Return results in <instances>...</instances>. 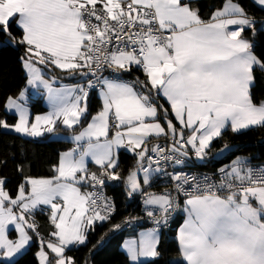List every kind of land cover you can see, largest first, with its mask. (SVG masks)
<instances>
[{"label":"snow or ice","instance_id":"obj_1","mask_svg":"<svg viewBox=\"0 0 264 264\" xmlns=\"http://www.w3.org/2000/svg\"><path fill=\"white\" fill-rule=\"evenodd\" d=\"M253 2L264 10V0ZM257 25L238 0H222L207 18L196 0H0V35L23 48L27 86L42 88L49 105L31 117L22 89L4 102L18 119H0V129L31 138L60 126L74 132L73 147L58 155L50 176H24L14 196L0 176V264L30 245V232L39 241L38 264H76L66 250L85 245L98 222L111 220L115 203L103 188L121 180L129 197L141 195L152 224L125 241L131 264L161 257L162 233L178 211L179 259L171 264H264V164L236 156L213 175L185 170L192 156L205 161L225 131L264 128V99L253 95L264 79V53L255 50V37L264 33ZM52 68L81 82L55 87L57 77L45 78ZM133 68L143 80L124 79ZM92 91L101 107L90 116ZM161 137L167 147L149 146ZM120 149L135 154L126 177L119 171ZM230 151L225 143L217 156ZM89 160L97 171H90ZM158 179L171 188L145 191ZM40 206L50 210L47 238L33 218ZM120 228L114 224L110 231ZM13 231L16 239L9 238Z\"/></svg>","mask_w":264,"mask_h":264},{"label":"trees","instance_id":"obj_2","mask_svg":"<svg viewBox=\"0 0 264 264\" xmlns=\"http://www.w3.org/2000/svg\"><path fill=\"white\" fill-rule=\"evenodd\" d=\"M238 2L248 11L249 15L258 21V32L264 33L262 24L264 21V10L256 5L253 0H238ZM200 8L201 15L204 18L210 12L221 5L222 0H196ZM12 32L19 36L20 31L13 26ZM247 38L252 39L251 33H245ZM7 37L0 35V42L3 44L0 47V119H6L10 124L16 120L15 115H10L4 110V102L8 96H16L23 88L26 76L22 67L20 56L23 55V48L5 44ZM256 51L264 53V34L255 37ZM45 77H57L59 81L66 83L81 82L76 78H67L66 72L59 71L55 68L51 70L45 69ZM128 77H139L144 79L141 71L133 68L130 73L125 74ZM259 75V74H258ZM253 95L257 102L264 98V79H258ZM31 109L34 114L41 113L47 110L43 104V97L40 94L36 99L29 100ZM160 103L168 108L169 105L163 100ZM99 98L96 91L90 92L89 98V114L93 115L95 109L99 107ZM89 116V119H90ZM171 117V116H170ZM77 127L75 132H79L86 125ZM57 132L64 134H74L72 130H68L63 126L58 127ZM167 142L163 137L152 139L150 145L155 142ZM225 143L233 146L232 151L220 158H215L218 148ZM72 146L71 142H65L51 138L50 134H45L44 137L31 138L24 135H19L4 129H0V176L7 180V190L14 196L17 191V186L22 182L24 176L46 177L50 176L51 167L57 163L58 155ZM244 155L252 158V163L264 164V128H253L241 134H234L231 131H225L223 137L213 141L212 150L208 154L205 163H193L191 167L198 170L217 171L223 165L231 162L236 156ZM119 171L122 176H127L128 172L135 168V155L125 150H119ZM18 166H22L23 172L18 171ZM90 171L98 170L96 165H89ZM107 193L111 194L116 203V211L110 221L97 223L94 230L88 232V241L85 245L73 246L66 250V254L72 256L76 264H131L127 254L120 248L123 240L139 228L125 229L123 221L127 217H137L142 213L141 195L135 194L129 197L126 194V188L123 180L112 181L106 185ZM164 190V186L160 183H152L145 191L160 193ZM34 221L38 226L39 232L45 238L48 233L53 230L49 223V213L46 208H38L34 213ZM178 218V217H177ZM175 218L173 224L168 229L164 230L161 236L160 249L162 252L158 260H149L145 264H171V260L178 257V245L175 237L176 226L178 219ZM121 224V228L115 231H110L112 225ZM33 241L28 249L12 262L6 264H38L36 253L39 249V244L35 233ZM103 237V242L101 238ZM95 246V247H94Z\"/></svg>","mask_w":264,"mask_h":264},{"label":"crops","instance_id":"obj_3","mask_svg":"<svg viewBox=\"0 0 264 264\" xmlns=\"http://www.w3.org/2000/svg\"><path fill=\"white\" fill-rule=\"evenodd\" d=\"M256 4V3H255ZM257 5V4H256ZM260 7V6H259ZM262 29H263V31H264V24H262ZM3 45V44H2ZM57 70H59V69H57ZM59 71H61V70H59ZM63 72V71H62ZM24 74H25V76H26V73H25V70H24ZM45 78H47V77H45ZM76 78V77H75ZM75 83H78V82H73V83H66V82H63V81H59V80H57V83L54 85L55 87H59L61 84H66V85H72V84H75ZM28 87L29 86H27V83H26V81H25V84H24V86H23V88L22 89H25V88H27V92H29V91H31V88L30 89H28ZM21 89V90H22ZM34 91V90H33ZM41 95H43V104H44V101L46 102V103H48L47 102V98H46V93L44 92V90L41 88ZM42 92H43V94H42ZM34 93H37V92H34ZM97 93V92H96ZM35 96H39V95H35ZM97 96H98V98H99V103H100V105H99V107H97L96 109H95V111H94V113H93V115L96 113V112H98L99 111V109H100V107H101V100H100V97H99V95H98V93H97ZM89 98H90V95H89ZM89 98H88V107H89ZM264 99V98H263ZM262 100V99H261ZM165 101V100H164ZM166 102V101H165ZM45 105V104H44ZM26 106L28 107V109H29V111H30V116L31 117H34L35 115H37V114H34L33 112H32V109L29 107V105L28 104H26ZM46 106V105H45ZM47 108V107H46ZM4 110L8 113V114H10V115H13V113L14 112H9V111H7L6 109H5V107H4ZM49 110V108H47V110L46 111H44V112H41V113H38V114H44V113H46L47 111ZM15 115V114H14ZM15 117H16V120L18 119V117L15 115ZM172 118V117H171ZM16 120H15V122H16ZM14 122V123H15ZM162 123H163V121H161ZM86 126V125H85ZM6 131H10V130H6ZM80 131V130H79ZM227 131H230V130H227ZM11 132V131H10ZM13 133H15V132H13ZM78 133V132H77ZM16 134H18V133H16ZM19 135H21V134H19ZM73 134H64V133H62V132H55V133H51L50 134V136H51V138H53V139H57V140H62V141H65V142H70V137L72 136ZM120 150H125V149H120ZM126 151V150H125ZM128 152V151H127ZM129 153H131V152H129ZM131 154H134V153H131ZM135 155V154H134ZM239 156H244V155H239ZM190 162V161H189ZM230 163V162H229ZM91 164H93L92 162H91V160H89V163H88V166L89 165H91ZM190 164H191V162H190ZM228 164V163H227ZM93 165H95V164H93ZM148 187V186H147ZM142 198V197H141ZM142 209L144 208L143 207V204H142ZM40 208H48L47 206H40ZM182 218H183V214H182V212H180L179 213V216H178V224H177V226H176V229H177V227H178V225H179V223H181L182 222ZM131 230V229H130ZM138 231V230H137ZM136 231V232H137ZM136 232H135V234H136ZM17 237V236H16ZM175 237H176V231H175ZM29 246V245H28ZM28 246H26V249L28 248ZM25 249V250H26ZM24 250V251H25ZM126 254H127V252H126V250H123ZM179 259V256L176 258V259H174V260H178ZM10 262V261H9Z\"/></svg>","mask_w":264,"mask_h":264},{"label":"built area","instance_id":"obj_4","mask_svg":"<svg viewBox=\"0 0 264 264\" xmlns=\"http://www.w3.org/2000/svg\"><path fill=\"white\" fill-rule=\"evenodd\" d=\"M105 75H108V73H105ZM124 79H126V80H134L135 78H132V77H128V76H126L125 74H124ZM155 143H159V144H161L162 146H165V147H167V143L168 142H155ZM155 143H153V144H155ZM189 164H190V162H189ZM254 165H256L255 163H253ZM191 165V164H190ZM185 170L186 171H189V172H196V173H203V174H208V175H213V174H216L217 173V171H208V170H198V169H195V168H193V167H190V168H185ZM93 171H96V170H93ZM168 171H172V168L169 166V168H168ZM109 183V185L110 184H112V181H106V184H105V186H104V188H103V192H104V194L106 195V196H108V197H111L112 199H113V201H114V203H115V199H114V197L111 195V194H109V193H107V187H106V185ZM153 183H160V184H162L163 186H164V189H165V187H168V188H171V182L170 181H166L165 179H158V180H154V182ZM164 191V190H163ZM162 191V192H163ZM181 204H182V200H181ZM115 211H116V203H115ZM179 211L177 212V213H175L174 214V216H175V218H177L178 216H179ZM137 217H143V219L142 220H140V221H138L136 224H134V225H128V224H124L123 223V228H125V229H132V228H142V227H147V228H151L152 227V224H151V222L150 221H148L147 220V218L145 217V213H144V210H142V213H141V215L140 216H137ZM174 221H175V219H174ZM99 223V222H98ZM173 224V223H172ZM172 224L170 225V227L172 226ZM168 229V228H167ZM166 230V229H165Z\"/></svg>","mask_w":264,"mask_h":264},{"label":"rangeland","instance_id":"obj_5","mask_svg":"<svg viewBox=\"0 0 264 264\" xmlns=\"http://www.w3.org/2000/svg\"><path fill=\"white\" fill-rule=\"evenodd\" d=\"M2 46V43L0 42V47ZM78 80H80V77H78L77 78ZM31 87H28V89H30ZM34 90V91H33ZM41 89H34V88H31V91H29V92H27V104L29 105V107L31 108V104H30V102H29V100L31 99V98H33V99H36L38 96H35V95H40L41 94ZM34 92H37V93H34ZM42 94H43V92H42ZM42 97H43V95H42ZM44 100V99H43ZM44 104L46 105V107L47 108H49V105H48V103H46L45 101H44ZM6 112V111H5ZM38 114V113H37ZM13 115H14V113H13ZM169 118H171V117H169ZM175 122V121H174ZM11 132H14V131H11ZM223 146V145H222ZM222 146L221 147H219L218 149L220 150L221 148H222ZM231 146V145H230ZM71 147H73V145L71 146ZM71 147H69L68 149H70ZM68 149H66V150H68ZM232 149H233V146H232ZM66 150H64V151H66ZM63 152V151H62ZM226 153L227 152H225L224 153V155H226ZM223 155V156H224ZM221 156H217V153L215 154V158H220ZM190 162H191V164H193V163H199V164H202V163H205L206 162V160L205 161H203V162H200V161H197L196 159H195V157L194 156H192V158H191V160H190ZM140 177H141V179H142V173L140 174ZM147 189V186L145 187V190ZM142 200H143V198H141ZM141 204H143V202L141 201ZM143 207H144V205H143ZM47 210H48V213H49V215H50V210L47 208ZM145 229H147V227H142V228H139V229H137L135 232H136V234L135 233H132V234H130L129 236H127L124 240H123V242L121 243V245H120V248L122 249V250H126L125 249V247H124V243H125V241L126 240H129V239H133V238H136L137 236H138V234H139V232L140 231H143V230H145ZM30 235H32V237H33V234L30 232ZM18 237V234H16L14 231L13 232H11L10 233V237L9 238H11V239H16L17 237ZM34 238L37 240V242H38V244H39V241H38V238L37 237H35L34 236ZM32 241H33V239H32ZM32 243V242H31ZM30 243V244H31ZM30 246V245H29ZM28 246V247H29ZM71 247H73V246H70L69 248H71ZM28 249V248H27ZM26 249V250H27ZM25 250V251H26ZM39 250V249H38ZM25 251H23L21 254H23ZM21 254H19V255H17L15 258H13V260L12 261H14L16 258H18ZM177 257H175V258H173L172 260H171V262H174V261H176V260H174V259H176ZM38 259V258H37ZM12 261H10V262H12Z\"/></svg>","mask_w":264,"mask_h":264},{"label":"water","instance_id":"obj_6","mask_svg":"<svg viewBox=\"0 0 264 264\" xmlns=\"http://www.w3.org/2000/svg\"><path fill=\"white\" fill-rule=\"evenodd\" d=\"M66 77H67V78H73V77L69 76L68 74L66 75Z\"/></svg>","mask_w":264,"mask_h":264}]
</instances>
